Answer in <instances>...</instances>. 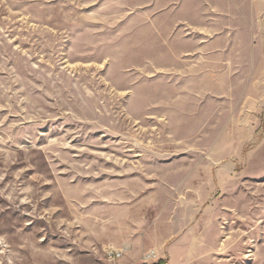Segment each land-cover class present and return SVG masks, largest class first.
I'll return each instance as SVG.
<instances>
[{"label":"rangeland","instance_id":"rangeland-1","mask_svg":"<svg viewBox=\"0 0 264 264\" xmlns=\"http://www.w3.org/2000/svg\"><path fill=\"white\" fill-rule=\"evenodd\" d=\"M158 261L264 264V0H0V264Z\"/></svg>","mask_w":264,"mask_h":264},{"label":"built area","instance_id":"built-area-1","mask_svg":"<svg viewBox=\"0 0 264 264\" xmlns=\"http://www.w3.org/2000/svg\"><path fill=\"white\" fill-rule=\"evenodd\" d=\"M125 252V248L122 247H114V246H107L105 248V258L109 262H115L118 258H120ZM148 258H155L156 257V250L150 249L147 252Z\"/></svg>","mask_w":264,"mask_h":264},{"label":"trees","instance_id":"trees-1","mask_svg":"<svg viewBox=\"0 0 264 264\" xmlns=\"http://www.w3.org/2000/svg\"><path fill=\"white\" fill-rule=\"evenodd\" d=\"M154 264H164L163 261H158L157 263H154Z\"/></svg>","mask_w":264,"mask_h":264},{"label":"bare ground","instance_id":"bare-ground-1","mask_svg":"<svg viewBox=\"0 0 264 264\" xmlns=\"http://www.w3.org/2000/svg\"><path fill=\"white\" fill-rule=\"evenodd\" d=\"M125 248H126V247H125ZM126 249H127V248H126ZM145 258H146V259H148V255H147V253H146V256H145Z\"/></svg>","mask_w":264,"mask_h":264}]
</instances>
